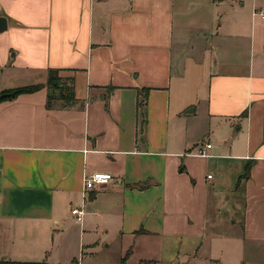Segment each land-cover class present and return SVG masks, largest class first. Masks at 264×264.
Instances as JSON below:
<instances>
[{
    "label": "crops",
    "instance_id": "crops-1",
    "mask_svg": "<svg viewBox=\"0 0 264 264\" xmlns=\"http://www.w3.org/2000/svg\"><path fill=\"white\" fill-rule=\"evenodd\" d=\"M255 9L264 0H0V92L43 84L0 102V260L264 264ZM49 69L67 73L75 101L47 105ZM197 112L245 132L241 153L206 141L201 158L223 161L202 179L184 158L198 144L183 118ZM93 172L113 180L84 191Z\"/></svg>",
    "mask_w": 264,
    "mask_h": 264
},
{
    "label": "rangeland",
    "instance_id": "rangeland-1",
    "mask_svg": "<svg viewBox=\"0 0 264 264\" xmlns=\"http://www.w3.org/2000/svg\"><path fill=\"white\" fill-rule=\"evenodd\" d=\"M63 77H65L67 75V73H62ZM45 77L42 76L41 80H44ZM27 80H22V83H27L24 82ZM39 81V80H36ZM31 83V82H30ZM48 88V95L51 94V91H53V89H51L48 85H46ZM20 87V86H17ZM203 91V89H202ZM56 93V92H55ZM198 93V92H196ZM198 114V112H197ZM200 114H198L197 116H194L193 114L190 115H185L183 120L184 123L187 125L190 129V132H188L189 137H193V139L197 142V144H201V143H205L206 141H210L214 148L212 149V151H215L218 148V144L223 140L226 139V145L224 148V152L228 153H241L242 152V147L243 146V138H244V134L245 132H237V134H234V132H223L222 130H219L217 128H215V126L211 125L208 126V124L204 121V119H201V117L199 116ZM180 131L182 132L183 136H186V132L184 131V124H181L180 126H177ZM176 128V127H175ZM237 128V127H235ZM234 128V130H235ZM233 130V131H234ZM198 145L193 149V151L191 153H196L198 150ZM228 145H230L232 147L231 150L228 149ZM186 159H188V163L189 165L192 167L194 174L196 175V178L198 179H202L204 177H206L207 173H211L213 175L216 174V169H215V165L217 162L219 161H223V160H210L208 158H201V157H184ZM224 162H233L231 163L233 166V171L235 170V163L234 160L232 159H225ZM230 164V165H231ZM227 165V163L225 164ZM183 167V171H186V168L184 166ZM245 167V166H244ZM230 168V167H229ZM237 183V180H236ZM236 186V184H235ZM98 186H95V188ZM236 189V188H235ZM238 190V189H237ZM237 198V202L239 204V209L241 210V208H243V203H242V197L240 198V195L236 197ZM82 264H101L100 262H89V261H83Z\"/></svg>",
    "mask_w": 264,
    "mask_h": 264
},
{
    "label": "trees",
    "instance_id": "trees-1",
    "mask_svg": "<svg viewBox=\"0 0 264 264\" xmlns=\"http://www.w3.org/2000/svg\"><path fill=\"white\" fill-rule=\"evenodd\" d=\"M72 82H67V79L60 74L58 69H49L47 74L46 85H48L52 90L51 94L48 97V106H51V103L55 99H60L65 103H71L74 100ZM43 87V84H31L20 86L16 88L2 90L0 92V102L9 98H13L20 93H29L36 91ZM148 89L144 91L147 92ZM56 92V93H55ZM146 102V94L143 95V100L140 101L139 105H143ZM253 165V160H247L245 163L243 174L238 176L236 188L238 189L241 183L250 177L251 167ZM0 264H48L46 261H13V260H0ZM142 264H156V262L145 261Z\"/></svg>",
    "mask_w": 264,
    "mask_h": 264
},
{
    "label": "built area",
    "instance_id": "built-area-1",
    "mask_svg": "<svg viewBox=\"0 0 264 264\" xmlns=\"http://www.w3.org/2000/svg\"><path fill=\"white\" fill-rule=\"evenodd\" d=\"M253 14L258 15L259 17H264V12L261 9H255ZM211 148V144L209 142H205L198 146V150L194 155L199 157H208L209 154L207 152L208 149ZM210 178V175L207 176ZM113 180V176L109 172H93L89 175H84L83 177V189L84 191L95 188V186H100L103 184H107ZM71 213L76 216L77 221L82 220L81 211L79 208H72Z\"/></svg>",
    "mask_w": 264,
    "mask_h": 264
},
{
    "label": "water",
    "instance_id": "water-1",
    "mask_svg": "<svg viewBox=\"0 0 264 264\" xmlns=\"http://www.w3.org/2000/svg\"><path fill=\"white\" fill-rule=\"evenodd\" d=\"M7 27V21L4 16H0V32L4 31ZM189 111H193V108H191Z\"/></svg>",
    "mask_w": 264,
    "mask_h": 264
}]
</instances>
